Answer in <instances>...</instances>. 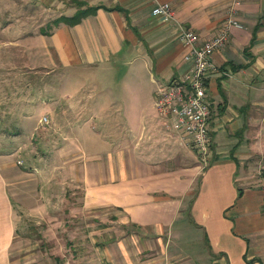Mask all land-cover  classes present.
<instances>
[{
  "label": "crops",
  "instance_id": "crops-1",
  "mask_svg": "<svg viewBox=\"0 0 264 264\" xmlns=\"http://www.w3.org/2000/svg\"><path fill=\"white\" fill-rule=\"evenodd\" d=\"M157 3L170 4L175 20L153 16ZM228 15L240 26L212 56L219 71L206 79L204 163L156 111L154 92L190 66L175 21L209 39ZM0 32L27 39L14 44L30 67L88 71L89 87L99 88L108 83L98 74L127 66L116 83L130 85L121 103L97 96L70 137H45L41 166L0 155V264H64L66 210L88 224L75 232L69 264H264V0H0ZM1 57L0 65L20 61ZM58 97L50 102L63 109L51 124L61 130L64 118L83 115L86 99L63 107ZM67 159L80 195L69 206Z\"/></svg>",
  "mask_w": 264,
  "mask_h": 264
},
{
  "label": "rangeland",
  "instance_id": "rangeland-1",
  "mask_svg": "<svg viewBox=\"0 0 264 264\" xmlns=\"http://www.w3.org/2000/svg\"><path fill=\"white\" fill-rule=\"evenodd\" d=\"M55 24L56 22H53V24L48 23L40 31L48 32L47 30H51ZM33 28L34 30L36 29L35 22H33ZM15 36L19 37L17 33L15 35H9L0 32V57L3 55L7 57V55H13L15 53L16 57L20 58V61L17 59L18 63L14 60H5V63L0 65V155L7 157L9 155L15 156L18 160L22 161L23 164H21V167L25 166L26 169H32L33 166H41L38 165L41 163V152L50 150L49 144L45 142V137L58 136V132L55 131H59L60 135L66 134V136L70 137L71 131L75 130L71 125L76 120L78 121V119H85L88 115L87 112L89 113L92 110L90 106L91 102H95L97 96H102L103 99L107 97L105 99L107 106L114 102L121 103L123 102L122 98H127L130 92L129 83H116V80L122 76L127 77L126 72H128L129 68L122 66L113 68L112 72L104 71L102 74L97 75V79L100 76L106 78L108 85H100L99 88H96L94 85L89 87L88 82L93 78V75L88 71L83 73L84 77L82 73L79 77L78 74L77 76L75 75L73 67H51L50 65L30 67L28 61L25 60L24 53H20L18 49L15 50L16 44H14L16 41L25 42L27 39L23 40L19 39L21 37L16 38ZM2 62H4L3 58ZM14 64H17V66ZM76 78L81 82L78 85ZM57 95L63 107L66 105L69 106L72 103L77 104L79 101L86 99L85 105L83 106L86 110L83 115L76 118L63 117L64 120L61 130L60 127L57 128L52 125L53 123L51 124L54 115L59 114L57 113L58 110L63 109L61 106L58 108L57 105L50 102V99L57 97ZM109 96L114 99H111ZM43 116H46L47 119L49 118L48 123L44 125L40 123ZM119 117L124 120L127 119L123 115ZM96 119H98L97 122L100 121L99 117H96ZM49 125H51V128H49ZM88 126L90 127L87 124L83 129H88ZM71 152L68 151V153ZM50 165L56 167V162L52 161ZM65 166L64 191L66 192L65 200L68 201L66 205L69 206L73 203H78V197L80 195L78 193L72 194V163L68 162ZM55 169L53 168L52 170L54 171ZM78 221L79 219L75 217L74 213L66 210L65 236L63 238L64 247H58V252L63 248L61 253H64L67 257V259L64 258L62 260L64 264H69L68 262L76 263L77 261L72 257L73 249L77 248L75 241L77 235H75V232H79L82 227H87L88 225L85 226L83 224L82 226ZM72 231L74 232L73 235L70 234ZM34 235L36 239H38V235L40 236L37 230H35ZM40 244V241L35 242L36 246ZM181 247L184 250V245H181ZM46 248L49 253L54 252L55 250L53 249H57L55 243H47ZM75 252L78 255L77 250Z\"/></svg>",
  "mask_w": 264,
  "mask_h": 264
},
{
  "label": "built area",
  "instance_id": "built-area-1",
  "mask_svg": "<svg viewBox=\"0 0 264 264\" xmlns=\"http://www.w3.org/2000/svg\"><path fill=\"white\" fill-rule=\"evenodd\" d=\"M155 17L173 19L174 9L168 3H157L151 10ZM178 39L187 47L184 61L190 66L181 76L159 85L155 90L156 111L169 119L171 129L177 132L181 143L193 147L202 162L211 154L209 132L210 105L207 100V77L219 71L213 62L214 52L226 45L232 26L240 23L232 15L222 22L218 32L211 38H203L191 28L175 21ZM41 124H47L43 116ZM264 208V199H263Z\"/></svg>",
  "mask_w": 264,
  "mask_h": 264
},
{
  "label": "trees",
  "instance_id": "trees-1",
  "mask_svg": "<svg viewBox=\"0 0 264 264\" xmlns=\"http://www.w3.org/2000/svg\"><path fill=\"white\" fill-rule=\"evenodd\" d=\"M81 4H79V6H80ZM87 10V9H86ZM78 11L75 15H73V16H71V17H68L67 19H65L66 20V22L68 23V24H75V23H77V22H79L80 20H81V18H83L84 16H86L87 14H88V12L87 11ZM96 10V8H94L92 11H95ZM91 11V12H92ZM59 21V19L58 20H56V21H54V22H58Z\"/></svg>",
  "mask_w": 264,
  "mask_h": 264
}]
</instances>
